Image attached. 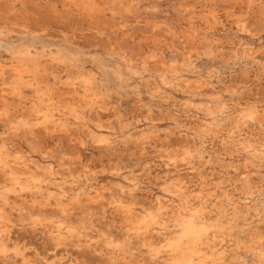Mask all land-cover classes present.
<instances>
[{
    "label": "clouds",
    "instance_id": "clouds-1",
    "mask_svg": "<svg viewBox=\"0 0 264 264\" xmlns=\"http://www.w3.org/2000/svg\"><path fill=\"white\" fill-rule=\"evenodd\" d=\"M0 264H264V0H0Z\"/></svg>",
    "mask_w": 264,
    "mask_h": 264
},
{
    "label": "bare ground",
    "instance_id": "bare-ground-1",
    "mask_svg": "<svg viewBox=\"0 0 264 264\" xmlns=\"http://www.w3.org/2000/svg\"><path fill=\"white\" fill-rule=\"evenodd\" d=\"M244 116H245V114L242 113V114L240 115V119L243 120V119H244Z\"/></svg>",
    "mask_w": 264,
    "mask_h": 264
}]
</instances>
